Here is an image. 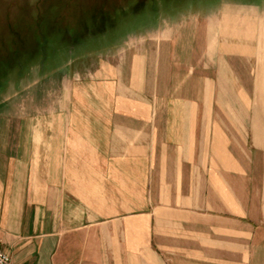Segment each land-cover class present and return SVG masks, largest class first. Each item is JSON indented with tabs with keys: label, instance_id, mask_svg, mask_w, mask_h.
Returning <instances> with one entry per match:
<instances>
[{
	"label": "crops",
	"instance_id": "crops-1",
	"mask_svg": "<svg viewBox=\"0 0 264 264\" xmlns=\"http://www.w3.org/2000/svg\"><path fill=\"white\" fill-rule=\"evenodd\" d=\"M240 9L195 26L198 49L176 45L189 26L177 38L171 27L127 79L96 84L113 92L48 101L39 146L32 124L16 128L0 146V246L12 264H264V17ZM164 86L202 87L170 103L182 110L167 112L180 116L165 133L142 94L162 101Z\"/></svg>",
	"mask_w": 264,
	"mask_h": 264
},
{
	"label": "rangeland",
	"instance_id": "rangeland-1",
	"mask_svg": "<svg viewBox=\"0 0 264 264\" xmlns=\"http://www.w3.org/2000/svg\"><path fill=\"white\" fill-rule=\"evenodd\" d=\"M240 8L260 10L264 17V0H0V146H10L16 128L26 130L28 123L32 124L31 146H39L48 101L58 107L64 95L113 92L105 85L97 91L96 84L108 76L127 79L134 59L140 62L138 54L155 52L161 34L171 27H176L177 38L185 33L180 26H189L187 41L183 38L176 45L184 48L191 41L194 45L189 47L198 49L203 46L200 33L206 17ZM195 26L201 30L199 35L193 33ZM173 53L172 63L184 67L186 56ZM188 89L195 94L202 91V87L164 86L157 91L162 101L155 102L154 93L144 89L148 115L163 110L164 133L180 116L167 112L182 110L177 105L171 108L170 103L183 104ZM114 92L126 94L119 86ZM82 104L87 111L98 105ZM23 115L26 118L21 120ZM15 139L25 144L27 135Z\"/></svg>",
	"mask_w": 264,
	"mask_h": 264
},
{
	"label": "built area",
	"instance_id": "built-area-1",
	"mask_svg": "<svg viewBox=\"0 0 264 264\" xmlns=\"http://www.w3.org/2000/svg\"><path fill=\"white\" fill-rule=\"evenodd\" d=\"M0 264H12L10 255L0 246Z\"/></svg>",
	"mask_w": 264,
	"mask_h": 264
}]
</instances>
